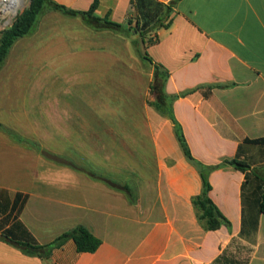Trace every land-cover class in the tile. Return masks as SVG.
<instances>
[{
    "label": "crops",
    "instance_id": "0c3cea01",
    "mask_svg": "<svg viewBox=\"0 0 264 264\" xmlns=\"http://www.w3.org/2000/svg\"><path fill=\"white\" fill-rule=\"evenodd\" d=\"M53 1L88 11L95 0ZM153 1H176L170 27L145 49L169 73L164 89L179 96L172 110L193 157L250 166L209 175L231 229L207 231L198 219L201 173L170 117L149 105L155 67L133 58L139 34L46 8L0 70V264H212L233 239V256L264 264V145L247 142L264 138V0ZM95 15L142 17L132 0H99ZM89 173L132 182L137 203ZM77 226L102 241L95 253L69 240L41 258L10 240L47 245Z\"/></svg>",
    "mask_w": 264,
    "mask_h": 264
},
{
    "label": "trees",
    "instance_id": "16d2710c",
    "mask_svg": "<svg viewBox=\"0 0 264 264\" xmlns=\"http://www.w3.org/2000/svg\"><path fill=\"white\" fill-rule=\"evenodd\" d=\"M175 3L176 1L169 5H164L153 0H132L133 7L139 11L142 17L141 19L136 18L135 21L128 20L126 23L120 24L111 21L108 16L105 18H99L95 15L99 6V0H95L88 11H74L56 4L53 0H31L29 8H27L16 19L13 25L0 31V70L3 67L13 45L19 39L33 33L41 13L46 8L59 11L70 17L81 18L86 25L95 30L108 29L123 33L126 36H129L132 32H134L135 34H139L142 44L146 47L157 42V40L155 41L151 36V32L158 28L170 27L172 22L170 14L174 11L173 5ZM135 45L137 46L138 51H140L139 42H135ZM141 56L143 60L148 61L155 67V76L153 83L151 84V94L155 96V101H149V105L155 107L162 114L170 117L174 123L175 134L183 153L187 159L194 163L200 170L203 180V191L200 195H197L192 199L199 221L207 231L218 230L223 225L227 226L228 229H231V222L221 213L209 196V192L211 191L209 175L212 171L226 166H233L237 170L247 172L250 170V166L237 159L226 160L215 166H207L198 162L193 157L182 127L175 119L172 110V104L179 96H170L164 89L165 83L169 78V73L165 71L161 65L154 63L147 51ZM247 142L264 145V138L247 140ZM70 165L75 166L71 163ZM89 174L93 179L100 180L113 189L124 192L131 204L137 203L138 196L136 188L132 182L126 181L124 183H120L94 173ZM259 210L261 214H264V188L259 202ZM10 240L21 246L25 253L39 256L41 258L50 257L54 250L62 248L69 240H72L75 243L76 250L79 253H95L102 244V241L99 238L95 237L87 228L83 226H77L76 228L65 232L52 243L47 245L38 244L33 237H31V240L28 241H19L13 238ZM235 245L238 246V242L236 239H233L231 245L225 249V251L217 259H215L212 264H248V259L239 260L230 253V247Z\"/></svg>",
    "mask_w": 264,
    "mask_h": 264
},
{
    "label": "built area",
    "instance_id": "2783aa9c",
    "mask_svg": "<svg viewBox=\"0 0 264 264\" xmlns=\"http://www.w3.org/2000/svg\"><path fill=\"white\" fill-rule=\"evenodd\" d=\"M31 0H0V31L13 25L30 6Z\"/></svg>",
    "mask_w": 264,
    "mask_h": 264
},
{
    "label": "rangeland",
    "instance_id": "374dc122",
    "mask_svg": "<svg viewBox=\"0 0 264 264\" xmlns=\"http://www.w3.org/2000/svg\"><path fill=\"white\" fill-rule=\"evenodd\" d=\"M131 39V49H132V53H133V58L137 61V62H139V64L141 65V70H144V71H146V72H148L149 71V69L151 68V65H150V63L148 62V61H145V60H143L142 59V56L141 55H143L146 51V49H145V46L143 45V44H141L139 47H140V51H138V49H137V47H136V45H135V41L133 42V37L131 36L130 37ZM140 44V43H139ZM149 68V69H148ZM150 99H152V96H150L149 97V99H148V101L150 100ZM174 141L177 143V145H178V147H179V149H181V147H180V145L178 144V141H177V139L174 137ZM239 255H240V257H245L246 256V251L245 250H242V249H240V250H238V251H236Z\"/></svg>",
    "mask_w": 264,
    "mask_h": 264
}]
</instances>
